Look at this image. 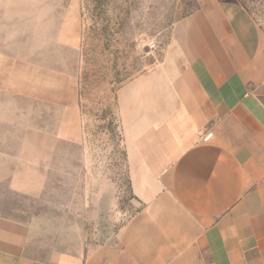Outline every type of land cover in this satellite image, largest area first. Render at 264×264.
Here are the masks:
<instances>
[{
	"label": "crops",
	"instance_id": "obj_1",
	"mask_svg": "<svg viewBox=\"0 0 264 264\" xmlns=\"http://www.w3.org/2000/svg\"><path fill=\"white\" fill-rule=\"evenodd\" d=\"M16 4L0 0V21ZM117 104L141 208L98 244L81 223L55 236L0 210V264H264V33L249 12L197 0Z\"/></svg>",
	"mask_w": 264,
	"mask_h": 264
},
{
	"label": "rangeland",
	"instance_id": "obj_2",
	"mask_svg": "<svg viewBox=\"0 0 264 264\" xmlns=\"http://www.w3.org/2000/svg\"><path fill=\"white\" fill-rule=\"evenodd\" d=\"M237 1L264 33V0ZM16 2V19L0 21L13 59L0 74V210L46 219L55 236L81 223L89 243L108 242L141 208L118 90L161 59L197 0Z\"/></svg>",
	"mask_w": 264,
	"mask_h": 264
},
{
	"label": "trees",
	"instance_id": "obj_3",
	"mask_svg": "<svg viewBox=\"0 0 264 264\" xmlns=\"http://www.w3.org/2000/svg\"><path fill=\"white\" fill-rule=\"evenodd\" d=\"M123 141H124V136H123ZM127 154V153H126Z\"/></svg>",
	"mask_w": 264,
	"mask_h": 264
}]
</instances>
